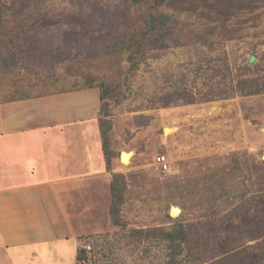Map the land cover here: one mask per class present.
Listing matches in <instances>:
<instances>
[{
    "label": "rangeland",
    "instance_id": "1",
    "mask_svg": "<svg viewBox=\"0 0 264 264\" xmlns=\"http://www.w3.org/2000/svg\"><path fill=\"white\" fill-rule=\"evenodd\" d=\"M146 11L168 14L181 25L152 33L147 59L130 71L125 54L111 45L121 31L132 32ZM0 17V56L17 49L20 60L5 66L0 60V102L7 85L53 92L51 106L64 121L84 104L83 118L73 124L84 151L78 154L75 142L71 149L91 167L103 160L94 119L98 91L112 92L107 118L113 155L106 170L123 175L120 218L127 228L112 224L108 181L93 176L99 184L87 189L98 192L99 201L87 199L90 209L98 204L99 210L93 219L74 222L75 228L87 225V233L77 236L80 264H169L165 244L131 236L130 229L178 221L203 225V241L227 249L231 264H249V247H257L255 257L264 262V214L254 212L258 198L264 201V92L201 99L208 86L197 70L224 51L233 79L244 65L253 67L247 77L264 76V0H0ZM203 37L211 50L201 44ZM162 97L167 103L157 105ZM63 131L58 133L67 144L68 127ZM122 152L131 154L126 162ZM244 205L251 208L246 212ZM172 206L180 208L177 217L169 213ZM188 251L179 264H210L193 261Z\"/></svg>",
    "mask_w": 264,
    "mask_h": 264
},
{
    "label": "crops",
    "instance_id": "2",
    "mask_svg": "<svg viewBox=\"0 0 264 264\" xmlns=\"http://www.w3.org/2000/svg\"><path fill=\"white\" fill-rule=\"evenodd\" d=\"M6 87L7 95L0 102V264H77V236L87 230L86 223L75 228L74 222L93 219L91 214L99 210L98 204L90 209L87 199L93 196L94 205L98 192L87 188L99 184L92 179L95 175L106 177L109 185L101 141L102 163L91 167L84 159H75L74 142V149L81 147L78 154L84 149L78 145L82 137L73 124L83 118L84 104L72 108L71 119L64 121L51 106L53 92ZM67 127L70 142L66 144L58 131L65 134ZM59 220L64 232L57 229Z\"/></svg>",
    "mask_w": 264,
    "mask_h": 264
},
{
    "label": "trees",
    "instance_id": "3",
    "mask_svg": "<svg viewBox=\"0 0 264 264\" xmlns=\"http://www.w3.org/2000/svg\"><path fill=\"white\" fill-rule=\"evenodd\" d=\"M160 1L161 0H154V4L157 5ZM3 8L5 10L7 9L5 7ZM2 18L3 17H0V21L2 20ZM171 25L180 26L181 24L170 15L165 13H155L152 11L142 12L139 14V25H136L130 33H127V31H123V33L121 31V33L117 34L114 37L116 40L111 46H114V48H118L117 51L125 54V60L128 65V70L137 71L139 70L141 63H143L147 59L148 52L146 50L145 43L147 42L148 38L157 30ZM201 44L206 45L209 50H211L213 47L212 44L205 41L204 37L202 38ZM16 51L17 49L11 55L0 56V60L2 61L3 66L8 64L14 65L20 61L18 60V56H16L15 54ZM211 61L213 63H211ZM251 68L253 67H251L250 65H244L237 68L239 74L237 78L233 79L231 67L227 57L224 54V51H220L214 57L208 58L206 64H204V62H201V64L197 67V70L201 72L200 75L204 79V84L208 86V89L201 97V99L209 100L227 98L236 93H239L241 95L263 93L264 76H259L260 79L258 80L255 78L251 79L250 77H247L245 73L251 70ZM100 87H102V85H100ZM111 93L108 92L107 87L100 88L99 90L98 130L107 170H109L110 168L111 158L113 155V152L110 149L109 141V130L111 123L107 118L109 114L108 101L112 97L110 96ZM167 101L168 99L166 97H162L159 100L157 99V105L163 106L165 105V103H167ZM124 188L125 184L123 182V175L118 173H110L109 192L111 195V200L109 205V214L112 224L122 229L127 228L126 224L120 218V205L123 202ZM258 199V205L254 208V212H256L257 214H264V201L260 198ZM247 206L248 205L242 206V210H244V208ZM250 208L251 207L248 206L245 211L247 212ZM203 228V225L201 228L197 229L195 228L194 224L184 225L183 223L178 221L177 223H173V225L169 226L168 228H132L130 229V235L136 236L137 238L149 236L152 239H156V243L165 244L169 250V264H179L181 261H183L179 258L182 255L184 249H187V251L189 250L187 254L192 257L193 261H196L198 263H204L210 260V264H227V262L231 264L232 261L230 262L229 260L230 255L227 249L226 251H217V248H215L214 246H209L203 241L205 240L202 238L203 233H201ZM262 229H264L263 226ZM193 236L196 238L194 239ZM214 238V242L220 240V238L218 237ZM80 242V239H78L79 251L82 248ZM200 244H202L200 247L201 251H193V248H198ZM193 245L194 247H192ZM249 248L251 249H248L249 253L246 255L247 259H249V264H264L263 261L260 262L255 257L256 253H258L255 251L257 247ZM80 254L81 252H79V254L77 255V264H80V262L82 261L84 262V259L82 258V256H80Z\"/></svg>",
    "mask_w": 264,
    "mask_h": 264
},
{
    "label": "water",
    "instance_id": "4",
    "mask_svg": "<svg viewBox=\"0 0 264 264\" xmlns=\"http://www.w3.org/2000/svg\"><path fill=\"white\" fill-rule=\"evenodd\" d=\"M253 60H254V57H250L249 58V60H248V63L249 64H252V62H253ZM123 153L124 152H122L121 153V155H120V160L122 161V155H123ZM126 153H129V152H126ZM262 157H263V159H264V151H263V155H262ZM170 215L172 216V217H177L178 215H179V213H180V208L178 207V206H172L171 207V209H170Z\"/></svg>",
    "mask_w": 264,
    "mask_h": 264
},
{
    "label": "bare ground",
    "instance_id": "5",
    "mask_svg": "<svg viewBox=\"0 0 264 264\" xmlns=\"http://www.w3.org/2000/svg\"><path fill=\"white\" fill-rule=\"evenodd\" d=\"M130 155H131L130 153L124 152L122 155V161L126 162L128 160V158L130 157Z\"/></svg>",
    "mask_w": 264,
    "mask_h": 264
},
{
    "label": "built area",
    "instance_id": "6",
    "mask_svg": "<svg viewBox=\"0 0 264 264\" xmlns=\"http://www.w3.org/2000/svg\"><path fill=\"white\" fill-rule=\"evenodd\" d=\"M158 159H159V161H162V160L164 159V157H158ZM163 167H164V168L167 167L166 163H163Z\"/></svg>",
    "mask_w": 264,
    "mask_h": 264
}]
</instances>
